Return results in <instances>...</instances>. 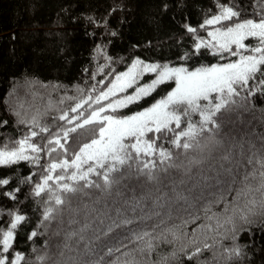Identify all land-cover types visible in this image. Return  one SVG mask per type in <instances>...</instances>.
I'll return each mask as SVG.
<instances>
[{
	"label": "snow or ice",
	"instance_id": "6c2138e0",
	"mask_svg": "<svg viewBox=\"0 0 264 264\" xmlns=\"http://www.w3.org/2000/svg\"><path fill=\"white\" fill-rule=\"evenodd\" d=\"M254 7L260 9L258 19L241 18L238 6L217 3V12L199 26L213 29L207 38L184 25L193 36V54L208 49L225 63L190 69L184 66L191 59L188 52L179 57L181 66L136 57L125 71L112 69L87 91L78 89L79 99L68 98L74 106L52 123H42L43 115L18 121L28 131L11 147L0 148V167L26 161L39 168L21 181L33 185L32 195L44 205L28 239H48L42 249L33 248L35 261L21 252L13 255L14 235L28 218L9 212L8 226L0 227V264H172L175 252L151 257L159 256L160 244L183 239L187 244L181 250L192 248L187 259L220 264L215 251L212 261L199 260L215 247L197 241L199 228L191 234L182 229L200 219V212L215 220V229L201 226L209 232L226 225L235 232L238 222L264 217V132L250 127L244 116L249 109L241 103L264 94V0ZM250 38L255 43H246ZM104 50L97 45L98 53ZM146 75L151 82L140 83ZM169 83L174 87L150 106L120 114ZM41 153L48 158L43 164ZM9 183L0 178V188ZM19 190L2 194L16 200ZM221 202L224 211L214 212ZM175 219L182 223L167 227ZM224 252L241 255L235 245Z\"/></svg>",
	"mask_w": 264,
	"mask_h": 264
},
{
	"label": "trees",
	"instance_id": "16d2710c",
	"mask_svg": "<svg viewBox=\"0 0 264 264\" xmlns=\"http://www.w3.org/2000/svg\"><path fill=\"white\" fill-rule=\"evenodd\" d=\"M153 1L0 0V23L2 26L6 25L4 23L7 19L6 14L11 13L12 21L16 26L11 37L6 38L14 46L12 53L16 67L14 66L12 70L11 61H1L0 58V124L7 121V124L0 127V148L5 144L11 147L12 141L21 139L28 131L24 124L18 122L20 119L30 121L33 116L43 115L42 123H52V117L74 106L75 100L68 98L79 99L78 89L87 91L112 69L117 72L125 71L133 58L139 57L146 62H170L174 66H181L184 62L179 57L188 52L191 54V59L184 66L190 69L200 65L227 62L211 55L208 49H201L199 55L193 54V36L186 31L184 25L197 28V35L207 38V31L213 29L209 27L203 30L199 26L206 17L217 12V3H231L238 6L241 18L258 19L256 13L260 11L259 8L254 7L259 0H196L195 11L191 13L189 21L183 25L180 32L163 33L155 38L148 35L150 39L136 47L118 35H111L112 31L132 27L138 19L141 6ZM88 17H92L98 23H91ZM246 43L253 44L255 41L250 38ZM97 45H101L105 50L98 53ZM105 56L111 57V60L105 59ZM231 59L235 60L236 57ZM100 66H103L102 71ZM11 70L14 73H10ZM93 74L96 75L95 80L92 79ZM150 82L151 75H146L140 81L142 84ZM99 87L101 86L97 85V88ZM172 87H174L173 83L159 86L150 96L120 110V114H132L150 106L166 95ZM131 91L132 89H129V92ZM241 103L249 109L244 116L250 121V127L257 132H264V119H262L264 94L257 92ZM16 113H20V116ZM37 142H40L39 138ZM41 157L40 162L43 164L48 158L43 153ZM33 172H39V168L26 161L10 167H0V178L10 180L8 186L0 188V227L8 226L11 220L9 212L25 215L28 219L20 225L14 235L12 253L14 255L15 252H21L26 258L35 261L36 253L33 252V248L42 249L48 237L40 236L31 241L28 239V235L40 220L44 208L40 197L32 195L33 185L21 182ZM172 175L179 179L178 173ZM17 187L20 190L16 193V200L3 196L4 191L14 190ZM232 195L234 193L229 194V202ZM224 209V202L213 207V211L217 213H222ZM199 216L200 219L187 224L182 230L191 234L193 229L199 228L197 241L215 244L212 251L203 252L199 258L201 262L212 261L215 251L220 264H264V217H253L249 224L238 222L235 232L231 231V225L209 232L201 226L207 224L215 229V220H207L203 212H200ZM181 223L179 219H175L169 221L167 227L171 228ZM52 244H55V240ZM186 244V239L176 240L173 244L162 243L157 249L159 256L153 254L151 258L158 260L161 256L175 252L172 264H198L196 259H187L186 252L190 253L192 250L190 245L185 251L181 250L182 245ZM234 245L241 249L239 257L224 252L225 248L230 249ZM52 252H56L54 246Z\"/></svg>",
	"mask_w": 264,
	"mask_h": 264
},
{
	"label": "rangeland",
	"instance_id": "374dc122",
	"mask_svg": "<svg viewBox=\"0 0 264 264\" xmlns=\"http://www.w3.org/2000/svg\"><path fill=\"white\" fill-rule=\"evenodd\" d=\"M164 5H167V8ZM195 8L196 0H154L147 2L141 6L138 19L132 27L115 32L132 46L140 45L150 39L148 35L155 38L163 33L180 32L183 25L189 21V17ZM6 16L7 19L4 21L6 25L2 26L0 23V58L1 61H11L13 65L11 63L10 65L13 70L16 67L12 53L14 46L6 38L11 37L16 26L12 21L11 13L6 14ZM12 70L10 73H14Z\"/></svg>",
	"mask_w": 264,
	"mask_h": 264
}]
</instances>
